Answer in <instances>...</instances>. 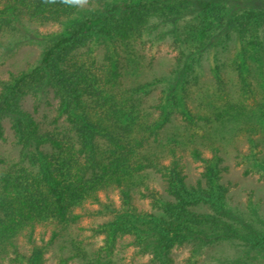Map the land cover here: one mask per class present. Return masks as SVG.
I'll list each match as a JSON object with an SVG mask.
<instances>
[{"label":"trees","instance_id":"obj_1","mask_svg":"<svg viewBox=\"0 0 264 264\" xmlns=\"http://www.w3.org/2000/svg\"><path fill=\"white\" fill-rule=\"evenodd\" d=\"M239 2L0 0V58L40 48L0 69V264H264L262 199L224 181L264 183V0Z\"/></svg>","mask_w":264,"mask_h":264},{"label":"rangeland","instance_id":"obj_2","mask_svg":"<svg viewBox=\"0 0 264 264\" xmlns=\"http://www.w3.org/2000/svg\"><path fill=\"white\" fill-rule=\"evenodd\" d=\"M237 9L244 8L247 6L244 0H240L237 3ZM23 33H19L18 37H22ZM23 41V42H22ZM11 51L5 52L4 56L0 58V69H12V70H28L34 67L38 63L40 56V48L35 42H26V40H21V43H14ZM163 64V60L159 61V66ZM160 68V67H159ZM230 172L225 176L224 181L230 183L232 187L233 196L238 201L245 203L248 199L258 200L262 199V208L264 209V183H259L255 178H246L242 176V171L240 167L234 165L232 159L229 160ZM197 165H194V168ZM231 249V250H230ZM229 252L232 253L235 248H230ZM183 253L181 258H183ZM142 264H146L145 261Z\"/></svg>","mask_w":264,"mask_h":264},{"label":"clouds","instance_id":"obj_3","mask_svg":"<svg viewBox=\"0 0 264 264\" xmlns=\"http://www.w3.org/2000/svg\"><path fill=\"white\" fill-rule=\"evenodd\" d=\"M50 2H55V0H50ZM65 2L83 5V4L87 3V0H65Z\"/></svg>","mask_w":264,"mask_h":264}]
</instances>
